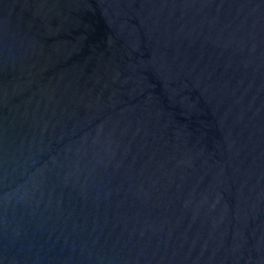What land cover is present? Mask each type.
Here are the masks:
<instances>
[{"label": "water", "instance_id": "95a60500", "mask_svg": "<svg viewBox=\"0 0 264 264\" xmlns=\"http://www.w3.org/2000/svg\"><path fill=\"white\" fill-rule=\"evenodd\" d=\"M0 264H264V0H0Z\"/></svg>", "mask_w": 264, "mask_h": 264}]
</instances>
